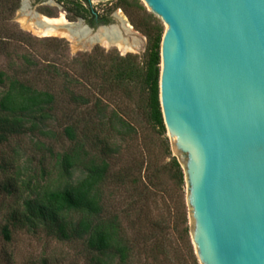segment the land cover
<instances>
[{
  "label": "trees",
  "instance_id": "trees-1",
  "mask_svg": "<svg viewBox=\"0 0 264 264\" xmlns=\"http://www.w3.org/2000/svg\"><path fill=\"white\" fill-rule=\"evenodd\" d=\"M19 3L0 0V59L7 61L0 69V142L52 120L57 99L65 96L71 123L64 133L72 146L58 156L57 179L46 184L36 181L31 187L27 183L29 192L24 196L22 185L13 177L0 182V194L17 198L0 227L4 241H10L11 229H41L61 241L81 240L95 264H199L188 235L184 203L173 226L168 222L171 206L158 203L165 193L172 199L171 193L184 184L182 168L165 136L159 101L164 32L160 20L140 0H116L114 8L129 15L144 13V55L94 47L68 59L64 40L36 38L12 23ZM89 6L90 0L71 1V18H84L90 24L94 17L108 21ZM58 51L66 58L62 66L53 59ZM58 79L60 90L56 89ZM131 104L149 130L140 146V159L123 162V146H131L127 138L136 132ZM74 168L81 175L70 181ZM129 188V203L109 211L112 195ZM174 231L178 234L175 244L170 240Z\"/></svg>",
  "mask_w": 264,
  "mask_h": 264
},
{
  "label": "water",
  "instance_id": "water-1",
  "mask_svg": "<svg viewBox=\"0 0 264 264\" xmlns=\"http://www.w3.org/2000/svg\"><path fill=\"white\" fill-rule=\"evenodd\" d=\"M142 1L165 26L159 101L198 263L264 264V0ZM114 18L69 24L124 34Z\"/></svg>",
  "mask_w": 264,
  "mask_h": 264
},
{
  "label": "rangeland",
  "instance_id": "rangeland-1",
  "mask_svg": "<svg viewBox=\"0 0 264 264\" xmlns=\"http://www.w3.org/2000/svg\"><path fill=\"white\" fill-rule=\"evenodd\" d=\"M71 1L73 0H63L62 2L58 0H20L19 6L14 12L11 21L16 24L19 29L36 38L54 37L64 40L66 42L64 56L68 59L76 55L78 52L90 51L94 47H100L104 50H116L121 55H124L113 45L104 46L99 43L89 46L86 50L76 49L72 47L71 42L65 37H59L57 35L43 36L32 33L21 26L20 19L24 16L23 12L38 13L50 18H59L60 16H63L68 22H76L77 18H71L68 11V8L71 7ZM115 1L116 0H90V6L87 8L92 9L99 15L107 16L108 21L105 23L106 25L117 24L114 15L118 14L117 12L122 14L134 32H131L129 38L135 37L137 40V47L132 51H127V53L137 54L142 57L147 48V37L142 32L144 29V13L141 11H131L129 15L121 8H114ZM24 2H26L27 6L25 11L23 8ZM140 2L145 6L142 0H140ZM146 11L153 14L147 9ZM153 15L159 19L155 14ZM160 22L165 29L161 20ZM137 25H139V27ZM57 53V55L53 56L54 62L56 65L58 64L57 66H62L66 58L61 56V54H63L62 52L58 51ZM6 62V60L0 59V69L7 65ZM56 82V89L60 90L62 85L61 80L58 79ZM130 109L131 122L134 125L136 132L131 135V138H127L131 146H128L127 144H124L123 146L125 150L123 152L124 155L122 156L123 162H126L127 160L131 162L134 157L140 159V146H142L143 140L146 139L149 130L148 124L138 108L134 104H131ZM70 123V105L65 96L64 98L60 97L55 103V111L52 120H49L44 125L40 124V126L34 131L26 130L25 133L11 136L8 140L0 142V182H3L8 177H13L18 185H22L21 189L23 190L24 196L27 191L29 192L27 189L28 185L31 187L36 181L40 184H46L57 179L58 156L72 146V142L64 133V128ZM27 127H29V124H27ZM165 136L168 139L172 155L176 157L170 145L167 129ZM119 165L120 164H118V166ZM80 175L81 174L77 168L72 169L70 181H75ZM27 183L29 184L27 185ZM131 193L130 188L127 191L123 189L116 191L110 199L109 211H112L114 206L119 208L129 203ZM171 196L172 199H170L168 194L165 193L164 198L162 197L158 199V203L161 207L163 206V202L171 206L172 214L170 221L168 222L173 226L175 224L174 221L178 219L179 211L181 210V203H184L187 218L184 184L180 191L176 189V191L171 193ZM16 201L17 198L14 196L5 195V193L0 194V227L5 223L4 216L8 214L9 207L14 205ZM163 212L164 216L168 218L166 208H164ZM188 235L190 238L189 233ZM177 236V231H174L170 236V240L174 244ZM178 242H180V240H178ZM0 261H13L14 264H95L91 253L87 250L81 240L61 241L46 234L44 230L37 229L31 231L26 228L16 230L11 229V239L7 242L4 241L0 233ZM171 262L173 264H179L178 261Z\"/></svg>",
  "mask_w": 264,
  "mask_h": 264
},
{
  "label": "bare ground",
  "instance_id": "bare-ground-1",
  "mask_svg": "<svg viewBox=\"0 0 264 264\" xmlns=\"http://www.w3.org/2000/svg\"><path fill=\"white\" fill-rule=\"evenodd\" d=\"M26 7V2H24V11ZM117 13L118 17H120L124 23L125 34H120L119 31H116V33L113 31L107 32L102 28L94 34H88L85 28L76 26L72 23L69 24L63 16L59 18H50L33 12H23L24 16L20 19V23L24 29L35 34L65 37L71 42L72 47L76 49H83L91 43H99L104 46L113 45L122 53L132 51L137 47V40L135 37L129 38V35L133 32L131 26L122 14L119 12Z\"/></svg>",
  "mask_w": 264,
  "mask_h": 264
},
{
  "label": "flooded vegetation",
  "instance_id": "flooded-vegetation-1",
  "mask_svg": "<svg viewBox=\"0 0 264 264\" xmlns=\"http://www.w3.org/2000/svg\"><path fill=\"white\" fill-rule=\"evenodd\" d=\"M39 1V0H38ZM108 18V17H107ZM79 18H77V20H78ZM83 19V18H82ZM85 20V19H84ZM85 23L87 24V25H89L90 27H96L97 25H100V24H105V23H103V22H101L100 21V19H99V17H94L93 18V22H92V24H90L89 22H87L86 20H85Z\"/></svg>",
  "mask_w": 264,
  "mask_h": 264
}]
</instances>
